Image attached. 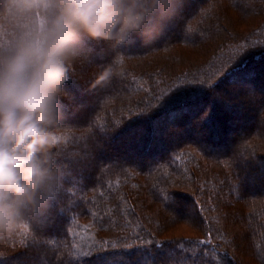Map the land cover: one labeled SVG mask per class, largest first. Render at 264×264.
Listing matches in <instances>:
<instances>
[{
  "label": "trees",
  "instance_id": "obj_1",
  "mask_svg": "<svg viewBox=\"0 0 264 264\" xmlns=\"http://www.w3.org/2000/svg\"><path fill=\"white\" fill-rule=\"evenodd\" d=\"M180 7L151 45L118 50L103 87L93 83L117 52L85 42L60 98L72 128L55 161L62 186L31 231L0 241V264H264V0ZM179 226L192 235L173 236Z\"/></svg>",
  "mask_w": 264,
  "mask_h": 264
},
{
  "label": "clouds",
  "instance_id": "obj_2",
  "mask_svg": "<svg viewBox=\"0 0 264 264\" xmlns=\"http://www.w3.org/2000/svg\"><path fill=\"white\" fill-rule=\"evenodd\" d=\"M181 0H0V241L31 231L56 199L63 173L55 161L72 129L61 124L60 98L85 42L117 52L93 87L107 85L121 47H147ZM115 130V129H114ZM55 150V151H54Z\"/></svg>",
  "mask_w": 264,
  "mask_h": 264
},
{
  "label": "rangeland",
  "instance_id": "obj_3",
  "mask_svg": "<svg viewBox=\"0 0 264 264\" xmlns=\"http://www.w3.org/2000/svg\"><path fill=\"white\" fill-rule=\"evenodd\" d=\"M179 12H177V15L179 16V15H181L182 13H181V10H183V7H180L179 9ZM185 12H187V11H185ZM175 18V17H174ZM172 19L171 21H169L167 24L169 25V26H173V27H175L176 26V23L178 22H176V20L177 19ZM100 43V42H99ZM86 50H89V48H85ZM97 51H95L94 53L96 54V56L97 57H100V58H102V56H104V53L102 52V50H98V49H96ZM92 51V50H91ZM75 75V74H74ZM74 75H72L73 77H74ZM76 76V75H75ZM81 79H83V78H81ZM81 79H77V82H79L80 83V85H83V86H86V84H84V82H83V80H81ZM80 80V81H79ZM230 85V84H229ZM232 85V84H231ZM234 87H235V89H240V87L242 88L241 90L242 91H244L245 93H247V91L251 94L252 92H251V88H252V90H254V88L253 87H250V85H248L247 84V80L246 81H242V80H238V81H235L234 82ZM93 91H94V89H93ZM92 91V92H93ZM255 92V91H254ZM87 96H86V100L87 101H90V99H91V102L92 101H94L95 102V100H93V97L90 95V93H88V94H86ZM220 96H222V95H220ZM253 95H251V96H249V95H247V94H245V97L246 98H249V99H251L250 97H252ZM244 97V98H245ZM253 99V98H252ZM253 103V102H252ZM82 108L84 107V105H82L81 106ZM74 112V111H73ZM170 126V129L166 132V134H167V136L170 138V137H172V139H173V137L175 136V135H177L178 133H182L181 132V128H179V127H177V126H173L172 124L171 125H169ZM186 127V130H188V132L190 133V131L193 133V131H194V133H193V137H194V139L195 140H199L200 139V134H202V133H200V131H199V129L197 128V127H195L194 125H190V126H185ZM182 138H183V136H182ZM58 157V156H57ZM58 159V158H57ZM60 159V158H59ZM124 159V157H122V156H118V158H117V160H119L120 162H122V160ZM125 160V159H124ZM131 161H133V162H140L142 159H140V158H136V157H134V158H131L130 159ZM60 161V160H59ZM53 208V205H49L48 207H47V209H46V211L48 210V209H52ZM171 234H173V236H190V235H192V232L187 228V227H185V226H179V227H177V228H174L172 231H171Z\"/></svg>",
  "mask_w": 264,
  "mask_h": 264
},
{
  "label": "snow or ice",
  "instance_id": "obj_4",
  "mask_svg": "<svg viewBox=\"0 0 264 264\" xmlns=\"http://www.w3.org/2000/svg\"><path fill=\"white\" fill-rule=\"evenodd\" d=\"M206 241L204 240H200V241H181L178 243L177 247L179 249H181L182 251L184 252H195L196 249H199L200 247H202L203 245H205ZM187 245V246H186ZM112 248H115V245H112L111 246ZM157 247H161V245H157ZM108 248V245H102L100 246V249H103V250H107ZM214 252V249L212 250ZM205 252L207 253V250H205ZM170 255H175L174 252L172 253H169ZM109 264H111V261H109ZM180 264H187V261H180Z\"/></svg>",
  "mask_w": 264,
  "mask_h": 264
}]
</instances>
